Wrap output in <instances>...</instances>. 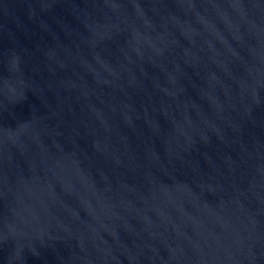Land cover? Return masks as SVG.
Here are the masks:
<instances>
[{"label": "water", "instance_id": "95a60500", "mask_svg": "<svg viewBox=\"0 0 264 264\" xmlns=\"http://www.w3.org/2000/svg\"><path fill=\"white\" fill-rule=\"evenodd\" d=\"M0 264H264V0H0Z\"/></svg>", "mask_w": 264, "mask_h": 264}]
</instances>
